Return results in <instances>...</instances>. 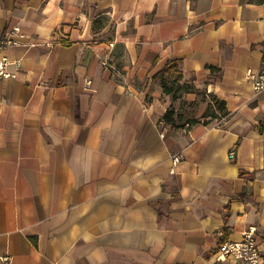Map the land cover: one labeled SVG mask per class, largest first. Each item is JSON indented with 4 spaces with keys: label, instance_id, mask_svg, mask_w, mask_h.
I'll use <instances>...</instances> for the list:
<instances>
[{
    "label": "crops",
    "instance_id": "1",
    "mask_svg": "<svg viewBox=\"0 0 264 264\" xmlns=\"http://www.w3.org/2000/svg\"><path fill=\"white\" fill-rule=\"evenodd\" d=\"M13 26L0 264H213L221 231L249 228L264 245V90L245 78L264 71V2L0 0ZM173 59L226 115L162 121L153 75Z\"/></svg>",
    "mask_w": 264,
    "mask_h": 264
},
{
    "label": "built area",
    "instance_id": "2",
    "mask_svg": "<svg viewBox=\"0 0 264 264\" xmlns=\"http://www.w3.org/2000/svg\"><path fill=\"white\" fill-rule=\"evenodd\" d=\"M23 34L18 26H13L6 31H0V80L13 78L21 67V59H11L7 55L10 48L22 45L20 39ZM14 68V71L11 70ZM245 78L251 83L255 93L264 90V71L253 72L248 69ZM89 83V81H88ZM234 157L230 151L229 158ZM172 164L180 161L179 155L171 157ZM219 242L215 246L213 264H264V245L258 240L256 230L249 228L243 232L238 240H229L224 231L219 234ZM4 264H9L7 256L1 257Z\"/></svg>",
    "mask_w": 264,
    "mask_h": 264
},
{
    "label": "trees",
    "instance_id": "3",
    "mask_svg": "<svg viewBox=\"0 0 264 264\" xmlns=\"http://www.w3.org/2000/svg\"><path fill=\"white\" fill-rule=\"evenodd\" d=\"M249 2L259 5L264 2V0H249ZM215 70V69H211ZM153 78L156 79L164 94L171 95L172 99H174L175 95L181 91L183 88H185L180 82H181V71L178 67V61L173 59L169 60L165 63L164 67L157 73L153 75ZM170 84V85H169ZM227 110L225 107V103L215 96H210V101L206 104V108L204 110V113L202 114V118H218L220 116L226 115ZM162 121L170 125L172 127H178V125H175L174 122V112L173 110L168 109L164 115L162 116ZM197 121H193L192 123H195ZM264 128V123L259 127V132H262V129Z\"/></svg>",
    "mask_w": 264,
    "mask_h": 264
},
{
    "label": "rangeland",
    "instance_id": "4",
    "mask_svg": "<svg viewBox=\"0 0 264 264\" xmlns=\"http://www.w3.org/2000/svg\"><path fill=\"white\" fill-rule=\"evenodd\" d=\"M192 93L195 95L188 96V89L183 88L175 95L174 99L171 95L165 94L170 101L166 111L168 109L173 110L175 125L179 126L185 122L192 123L202 118L206 108L204 104L210 101V97H207L202 91Z\"/></svg>",
    "mask_w": 264,
    "mask_h": 264
}]
</instances>
